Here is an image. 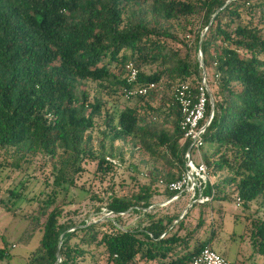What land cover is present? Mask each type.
<instances>
[{"label": "trees", "instance_id": "1", "mask_svg": "<svg viewBox=\"0 0 264 264\" xmlns=\"http://www.w3.org/2000/svg\"><path fill=\"white\" fill-rule=\"evenodd\" d=\"M180 22L193 39L171 50L163 40L177 39L166 24ZM263 30L264 0H0V153L14 154L8 163L2 159L4 166L17 169L20 161L46 157L53 162L52 185L60 190L67 172L79 171V162L95 161L100 171L112 168L106 160L115 159L112 144L130 141L140 154L160 158L167 153L177 171L164 180L178 179L189 141L177 128L180 114L172 96L180 84L195 89L202 73L197 61L202 36L205 77L207 69L216 77L213 113L202 134V143L210 148L202 161L213 178L206 194L212 189L211 202L222 201L223 189L231 186L244 208L264 202ZM128 61L138 71V85L154 84L146 96L131 99L136 106L114 115L98 98L89 102L83 87L75 91L79 82H91L122 95ZM147 67L154 70L146 74L142 70ZM163 109L171 118L170 131L153 124ZM208 112L207 105L205 119ZM101 118L103 130L95 138L94 121ZM220 174L224 177L216 181ZM163 191V201L175 194ZM57 193L54 189L38 207L44 218L41 237L27 264H85L98 247L111 264H189L203 246L211 248L209 235L170 256L177 248H188L202 222L198 213L192 231L165 233L188 203L184 193L164 206H177L173 218L147 215L146 224L135 230L119 229L112 219L149 208L147 189L133 201L111 198L95 211L112 215L81 223L82 228L58 223L61 210L53 206ZM206 205L191 204L185 210ZM251 225L252 250L264 257V221ZM8 258L0 247V263Z\"/></svg>", "mask_w": 264, "mask_h": 264}, {"label": "rangeland", "instance_id": "2", "mask_svg": "<svg viewBox=\"0 0 264 264\" xmlns=\"http://www.w3.org/2000/svg\"><path fill=\"white\" fill-rule=\"evenodd\" d=\"M183 24L182 22L166 24L170 33L177 39V42L164 39L167 48L181 49L180 43H191L192 35L182 29ZM191 24L196 31L197 21L191 20ZM262 32L264 34V30ZM190 54L192 55V50ZM153 70L154 67H147L142 71L148 74ZM205 72L212 93L215 91L216 81L212 70L207 69ZM82 87L88 95L89 102L93 98H98L114 115L126 107L132 108L139 104L136 100H125L119 90L112 93L91 82H79L75 91L78 92ZM169 95L170 92L165 97L168 98ZM155 115L156 120L153 124L170 131L171 118L168 117L166 110H160ZM94 124L97 126L92 130V134L97 138L99 135L96 132L103 130L102 118L95 119ZM132 149L133 144L130 141H115L112 144V153L115 154V159L111 162L112 168L106 167L104 171H100L95 161L79 162L77 164L79 171L67 172L66 181L60 190L52 185L53 162L48 158L34 156L20 161L18 168L13 169L5 167L2 160L5 159L7 163L12 161L14 155L12 150L7 154L0 153V163H2L0 164V247L4 246L9 255V258L0 264H27L29 254L37 249L41 237V224L44 218L38 213V207L47 200L54 189L58 193L53 206L61 210L58 223L74 224L75 228H82L81 223L106 220V217L96 213L95 209L108 203L111 198L133 201L144 189H147L150 195L148 199L150 207L139 209L138 213H129L128 210L121 217L113 218L112 222L119 229L135 230L146 224L147 215L151 218H173L177 214V206L166 208L159 206L165 197L163 191L165 180L168 179L169 173L175 174L177 171L173 166L172 157L164 153L163 157L156 158L140 154L139 151L137 153ZM209 152V145L203 144L200 149L201 156ZM156 173L157 175L154 176ZM218 177L216 181L223 178L224 174ZM232 191L231 186L225 187L222 193L225 199L222 201H212L204 207L194 206L190 210L183 208L188 214L179 221L181 226H178L176 231L182 234L192 231L197 222V214L192 215L191 212L200 209L201 226L195 230L190 241H196L199 233L200 236L202 233L204 239L210 235L211 249L227 261L235 264H264V257L256 254L250 245L252 222L264 221V202L253 201L244 208L236 201ZM11 193L16 195L11 196ZM69 231L71 230L68 229L67 232ZM76 241L77 238L72 239V242ZM199 241L202 239L199 238ZM92 253V258L85 257V264H111L102 247L96 248Z\"/></svg>", "mask_w": 264, "mask_h": 264}, {"label": "built area", "instance_id": "3", "mask_svg": "<svg viewBox=\"0 0 264 264\" xmlns=\"http://www.w3.org/2000/svg\"><path fill=\"white\" fill-rule=\"evenodd\" d=\"M123 68V79L126 87L122 89V97L125 100L144 97L154 89V84L152 83L138 85L136 82L138 71L132 62H126ZM210 95V89L204 72L201 73V77L194 90L188 84H180L173 91V102L180 114V119L176 125L182 133V139L188 140L189 145L183 156V170L179 174L178 179L164 185L169 192L175 193L170 199L164 200L166 204L174 201L181 193L186 194L188 197L186 208L191 204L204 205L211 202L213 190L210 189L209 194H206V190L208 187L211 188L213 178L209 176L200 153L203 145L202 134L209 123L207 121L209 112L206 119L205 113L207 105L209 106ZM106 160L110 163L112 162L110 159L106 158ZM236 201L239 202L237 198ZM111 215V213H106L105 217H110ZM189 264L234 263L227 261L211 248L203 246L198 254L191 258Z\"/></svg>", "mask_w": 264, "mask_h": 264}, {"label": "crops", "instance_id": "4", "mask_svg": "<svg viewBox=\"0 0 264 264\" xmlns=\"http://www.w3.org/2000/svg\"><path fill=\"white\" fill-rule=\"evenodd\" d=\"M165 202L164 201H162L160 204H159V206L160 207H162V208H164V206H165ZM187 205H188V203H187ZM186 205V206H187ZM200 207H204V206H200ZM186 208V207H185ZM199 211H200V209L198 210V209H196L195 210V212L194 211H192L191 212V214L192 215H196L197 214V217H198V213H199ZM184 213V210L183 211H181L180 212V216H178L177 217V219L173 222V224L170 226V227H168V229H166V231H165V233H167L168 235H171L172 233H174V232H176V234L177 235H183L182 234V232H180V231H176L175 230V228L176 227H178V226H181V224H180V220H182V218H181V215ZM192 222H193V220H192ZM193 224V223H192ZM175 226V227H174ZM194 226V225H193ZM200 230V229H199ZM191 237H192V235H191ZM203 236H202V233H201V236H200V233L199 234H197V237H196V240L197 241H199V238L200 239H204V238H202ZM194 243V241H190L189 240V243H188V248L187 249H185L184 250V248L182 247V248H177L176 250H175V252H173V254H171L170 256L172 257V258H174V256H177V255H180L183 251H188L190 248H191V246H192V244ZM209 246L211 247V244H209ZM235 264V263H234Z\"/></svg>", "mask_w": 264, "mask_h": 264}, {"label": "water", "instance_id": "5", "mask_svg": "<svg viewBox=\"0 0 264 264\" xmlns=\"http://www.w3.org/2000/svg\"><path fill=\"white\" fill-rule=\"evenodd\" d=\"M202 40V36L200 37L199 41H198V45H197V61H198V66L199 68L202 70V73L204 72L203 71V68H202V63H201V54L199 52V48H200V42ZM212 113H213V100H212V97L210 95V102H209V116H208V119L207 121L209 122V120L211 119L212 117ZM55 258H56V261H58V254L56 253L55 255Z\"/></svg>", "mask_w": 264, "mask_h": 264}]
</instances>
